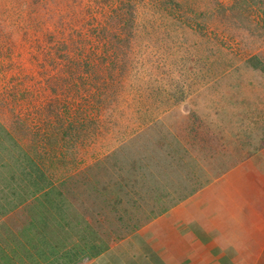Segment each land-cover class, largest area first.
<instances>
[{
	"label": "rangeland",
	"instance_id": "374dc122",
	"mask_svg": "<svg viewBox=\"0 0 264 264\" xmlns=\"http://www.w3.org/2000/svg\"><path fill=\"white\" fill-rule=\"evenodd\" d=\"M125 1L0 0V119L23 125L15 138L31 151L37 143L51 147L36 134L59 126L49 103L70 108L67 121L78 134L77 161L69 162L74 174L102 160L109 167L106 158L113 154L120 155L117 166L127 165L128 146L120 143L137 130L157 139L159 123L170 125L174 114L182 128L194 125L190 138L196 147H220L232 141L226 131L229 115H243L231 107L250 112L249 103H243L264 95L258 88L264 79V0H132L134 16L116 14ZM127 26L128 41H123ZM103 27L118 28L110 34ZM111 62L118 64L116 75H104L102 84L94 73L103 74ZM54 78L63 79L64 91L52 89ZM100 87L114 92L105 103L92 97ZM260 121L264 124V118ZM52 136L59 138L57 132ZM144 142L132 146L149 147ZM0 145V159L15 165L20 147ZM149 151L139 149L138 158ZM69 155L73 158V151ZM59 162L50 164L56 175L65 170ZM114 170L117 175H111ZM127 170L109 169V178L116 182ZM86 198L92 201V195ZM126 205L116 200L114 208L123 214ZM23 209L0 215V264H55L53 255L39 252L48 249L47 228L31 226ZM125 221L124 216L118 223L116 216L103 217L105 235L109 229L122 235Z\"/></svg>",
	"mask_w": 264,
	"mask_h": 264
},
{
	"label": "crops",
	"instance_id": "0c3cea01",
	"mask_svg": "<svg viewBox=\"0 0 264 264\" xmlns=\"http://www.w3.org/2000/svg\"><path fill=\"white\" fill-rule=\"evenodd\" d=\"M258 88L264 89V82ZM263 96H258L255 102L243 103H249L250 112L239 106L231 107L243 115L239 118L229 115L226 131L232 134V141L224 144L222 141L220 147L214 144L196 147L190 138L194 125L182 128L180 117L175 114L170 125L159 123L157 139L151 140L152 135L145 136L147 133L137 130L120 143L119 147L128 146L127 165L107 161L111 169L128 168V176H122L124 181L118 180L122 178L119 177L112 185L114 197L127 201L122 215L128 221L120 227H126L120 229L123 232L120 236L105 235L100 219L104 217L102 206L110 215L120 214L114 208L115 201L101 204L103 194L98 191L93 193L95 198L93 195L91 202L86 197L92 190L81 187L84 190L81 197L66 196L65 203L56 197L52 203L34 207L38 225L47 228L48 249L58 247L59 243L62 249L72 248V240L67 241V237L77 224V217L84 232L95 236V247L101 249L91 253L87 234L88 239L83 241L82 237L81 242L86 250L81 251L79 259H66L58 254L54 256L55 264H264V124L260 121L264 118ZM254 103L260 105L259 110ZM254 113L256 116L249 119L248 115ZM7 124L0 119V143L20 147V160L25 146L16 143L15 137L10 141L14 133ZM145 139L149 147L132 146L137 141L144 145ZM144 148L150 151L143 152L145 158H138L139 149ZM2 163L0 174L6 168ZM64 171L57 176L61 177ZM3 183L0 181V190ZM53 184L60 186L56 179ZM76 192L77 189L73 193ZM42 194V191L33 194L31 199L40 196L44 200ZM22 206L23 211H32L29 204Z\"/></svg>",
	"mask_w": 264,
	"mask_h": 264
},
{
	"label": "trees",
	"instance_id": "16d2710c",
	"mask_svg": "<svg viewBox=\"0 0 264 264\" xmlns=\"http://www.w3.org/2000/svg\"><path fill=\"white\" fill-rule=\"evenodd\" d=\"M128 7L130 8L128 9ZM136 8H137L136 3L133 2L132 0H129V2L125 1L120 7V11H118L116 14L125 13V15L132 14L134 16L135 14L134 12L136 11ZM130 22L134 23V19H133V22L132 20H130ZM118 27L120 28L121 26H118ZM105 28L106 27H103L102 29H105ZM116 28H107L104 30V33H110V34L114 33L117 31L115 30ZM123 32L125 34L121 36V39H123V41H128V26L126 27V30H123ZM127 46H128V42H127ZM116 62H117V58H116ZM116 62H111V64H114V65L110 66L109 68L106 67V71H104L103 74L100 75V74L94 73V76L96 75L95 78L97 79L98 77H100L102 79V77L104 75L107 76V74H109L110 77H114L116 75V72L113 70H115L117 67L116 65H118ZM51 64L53 65V63ZM87 67H89V65H87ZM123 67L124 66L122 65V68ZM255 69L259 73L260 71L258 69H261V66L259 65L258 68H255ZM100 78L98 80H100ZM62 80H63L62 78H57V79L54 78L53 83H52L53 85L52 89L55 90L56 88H58L64 91L63 84L61 83ZM102 81H103L102 84H104L106 80L102 79ZM263 82H264V79L262 81V84ZM104 87L103 88L100 87V91L92 95V97L94 98L95 97L98 99L104 98L101 103H105L108 100L109 96H113L114 94V92L106 93V92L101 91L104 89ZM48 106L49 107L51 106L50 108L51 114L55 116L59 126H54L46 130V132H42L44 133L43 135H41V132H38L36 136H40L43 140H47V143H45L44 146H47L49 143V146L51 147H38V143L35 140L39 142V139L34 138V142L37 144H33L32 145L33 147H30L31 151L29 149L26 150V152H24L22 155V159L15 161L16 162L15 165L13 161L11 162L2 161L0 159V163L3 162L2 166L4 167L6 166L7 168V172H6V168L3 167L4 169H2L1 174H0V181L4 182L2 184V189L0 190V193H3V195H0V199L4 200V202L0 204V213L2 212L9 213L12 211H16L19 209V207H22V204L24 203L25 205L29 204L32 207V211L27 213V215L30 216L29 224L33 227H36L37 229L40 228L42 230H45V229L41 227L40 225H38L37 220L39 217L35 215L34 207H37L39 203H43V202H45V205H47V203H52L54 198L56 197L57 198L61 197L60 202L62 203H65L66 196L69 198L81 197L82 195H84V192H83L84 190L81 191L80 189H82L81 187H83L84 189L85 184L87 185V188L92 190V193L90 195L93 196L94 195L93 193L96 191H98L100 194H103V196H101V204L103 203L109 204L116 200H119L115 198L114 195L112 194V192L114 191L112 185H115V183L112 178H109V175H110L109 169H111V167L107 168V166H104L102 164L104 160L96 162L94 165H92L91 163L83 169H81L82 167H80L78 168L79 169L78 171H75L77 172L76 174H74V172L71 169H69L70 168L69 162L75 161L76 159L75 152H76L77 147H75L74 141L78 137V134L75 133V130H74L75 127H73V123L67 121L68 115L70 114V110H69L70 108L65 107V105H63L62 103L60 104L58 103L50 104L49 103ZM69 117H74V113L71 114ZM7 125L9 129H11V131H13L14 133V136L12 137V140L10 141H14L15 133H17L18 131L19 132L23 131V125L19 121H15L13 125H12V122L11 124L8 123ZM55 132L59 134V138H57L56 136L55 137L52 136ZM15 141L17 143L16 139ZM11 144L12 143H10V146ZM1 150H2V147L0 149V152ZM72 151H73V158L68 157L69 153L72 154ZM1 155L2 154L0 153V158H1ZM53 155L55 157H52ZM118 158H120L119 155L113 154V155H109L106 158V160L108 162L115 160L117 163V161L119 160ZM55 160L61 161L59 162V165L66 169L63 175L61 174V177L57 176L55 172L52 173L50 164L53 163ZM106 171L108 175L107 178L103 176L104 172L106 173ZM7 173H8V176H7ZM111 175H117V171L114 170L113 172H111ZM55 179L58 180L60 186L58 185L56 186V184H53ZM118 184H119L118 190L121 191L122 185L120 182ZM76 189H77V192H76L77 194L73 193ZM40 191H42L43 193L42 196L44 195L43 197L45 201L42 198H40V196L32 200L31 197L33 196V194L35 195L36 193ZM93 197L95 198V195ZM102 210H103L104 217L106 215H110L106 212L105 206H102ZM120 215L116 216L117 223L121 221V219L123 218V215L122 214ZM35 218H36V223H34ZM75 218L76 217H74V219ZM93 218H94V221L96 222V218L94 216ZM102 218L103 217L101 216L100 219L102 220ZM77 220H78L77 224L72 227V231L67 237V241L72 240L71 242L73 244V246H71L72 250L67 249L65 247H63L62 249L61 247L62 244L59 243L58 247H55V248L51 247L52 249L49 250L50 254L46 247L39 251L40 254H46L50 256L51 255L56 256L60 254L61 256L63 255L64 257H66V259L67 258L68 259L70 258L79 259V257L81 256V251L86 250V248L82 246L81 242L87 234H90L89 241H88V248H90L89 250L91 251V253L96 254L98 250H101L100 248L95 247L96 244L93 241L95 240V236H93L92 233L84 232L83 223L80 224V217H77ZM94 227H97V226H94ZM113 233L109 229V235H112ZM87 239L88 238L85 237L83 241ZM78 259L76 260L78 261Z\"/></svg>",
	"mask_w": 264,
	"mask_h": 264
}]
</instances>
